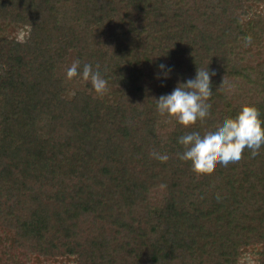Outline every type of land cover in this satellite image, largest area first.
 Wrapping results in <instances>:
<instances>
[{
	"label": "trees",
	"instance_id": "16d2710c",
	"mask_svg": "<svg viewBox=\"0 0 264 264\" xmlns=\"http://www.w3.org/2000/svg\"><path fill=\"white\" fill-rule=\"evenodd\" d=\"M261 5L0 0V264H264V145L208 169L177 155L244 104L264 120ZM76 59L103 94L66 76ZM208 66L210 111L187 126L159 113Z\"/></svg>",
	"mask_w": 264,
	"mask_h": 264
},
{
	"label": "clouds",
	"instance_id": "9594fccd",
	"mask_svg": "<svg viewBox=\"0 0 264 264\" xmlns=\"http://www.w3.org/2000/svg\"><path fill=\"white\" fill-rule=\"evenodd\" d=\"M245 44L251 43V35L246 36ZM161 75L167 77L171 66L160 63ZM213 68L215 65L212 66ZM80 75L85 81H90L97 93L107 90V81L101 75L99 66L95 69L91 64L84 63L81 67L79 59L74 60L67 68L66 76L72 78ZM223 78V74H222ZM213 81L209 66L196 69L194 78L179 83L170 93L161 95L156 100L160 114L172 115L187 126L194 124L198 117L211 110ZM183 145V151L177 153L180 160H190L194 167L201 169L213 168L217 163L227 166L230 162L241 159L245 148L256 156L264 145V120L259 109L254 104H244L235 116H226L216 122L202 127H195L178 138ZM152 155L161 161L167 160V154L153 152Z\"/></svg>",
	"mask_w": 264,
	"mask_h": 264
},
{
	"label": "rangeland",
	"instance_id": "374dc122",
	"mask_svg": "<svg viewBox=\"0 0 264 264\" xmlns=\"http://www.w3.org/2000/svg\"><path fill=\"white\" fill-rule=\"evenodd\" d=\"M252 9H254V7L252 6ZM264 10V5H261L260 8L257 7V10ZM19 37L22 36V33H20L18 35ZM174 44V42H172V45ZM175 46V44H174ZM174 48V47H173ZM177 48L182 49L183 45L181 46L180 44L177 45ZM26 264H70V262L66 259L61 260V259H32L30 262H27ZM239 264H254L252 260L248 259L247 257L242 258L239 262Z\"/></svg>",
	"mask_w": 264,
	"mask_h": 264
}]
</instances>
